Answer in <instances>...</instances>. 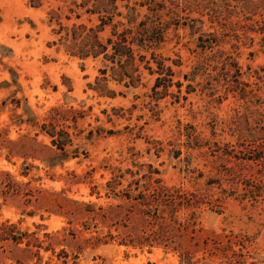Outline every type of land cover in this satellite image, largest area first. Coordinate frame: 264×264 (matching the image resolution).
Wrapping results in <instances>:
<instances>
[{"label": "rangeland", "instance_id": "obj_1", "mask_svg": "<svg viewBox=\"0 0 264 264\" xmlns=\"http://www.w3.org/2000/svg\"><path fill=\"white\" fill-rule=\"evenodd\" d=\"M71 1L42 0L33 7L30 0H0V264H264V200L253 205L207 185L236 160L212 155L209 145L195 149L188 137L192 132L212 145H237L231 127L242 102L213 100L202 91L207 75L184 78L201 59L203 33L226 34L223 48L237 57L245 80L264 74L258 31L264 11L246 19L243 0H226L230 7L221 20L206 15L203 25L172 29L164 54L175 80L184 82L182 94L189 83L197 89L187 100L157 102L150 97L155 75L146 73L135 89L110 82L117 97L101 96L90 87L101 61L52 45L57 24L50 12H68ZM181 15L201 17L197 11ZM53 131L69 135L64 150L53 142ZM150 165L170 186L222 200L203 204L197 224L172 241L142 243L144 215L108 183L122 175L118 193Z\"/></svg>", "mask_w": 264, "mask_h": 264}, {"label": "trees", "instance_id": "obj_2", "mask_svg": "<svg viewBox=\"0 0 264 264\" xmlns=\"http://www.w3.org/2000/svg\"><path fill=\"white\" fill-rule=\"evenodd\" d=\"M243 1L241 8L244 9L246 19L251 18L248 14H263L264 0ZM42 3V0H30L33 7H40ZM229 7L226 0H72L68 12H64L61 7L50 12L51 22L56 21L57 24L53 30L57 38L52 45H58L59 49L63 47L67 54L82 60L92 58L101 61L100 74L95 84L90 85L101 96L117 97L118 91L110 87V82L122 84L128 89L138 88L144 85L145 74L148 73L156 76L151 87L152 101L158 102L172 96L179 102L182 97L187 100L188 94L197 88L189 83L187 94L183 95L184 82L174 78L176 73L168 63L172 59L163 51L169 41L170 31L181 25L193 28L196 22L203 25V17L206 15H209L212 22L215 19L221 20ZM188 11H197L201 17L189 21V16L181 15V12ZM196 31H200V27ZM258 31L263 35L264 42V19ZM225 36L215 33L199 36L201 59L184 78L193 81L197 75H207L202 91L207 92L213 100L222 103L233 96L242 102V107L236 109L235 126L231 127L239 141L237 145H221L218 141L212 145L210 141H200L192 132L188 133V137L195 149L209 145L212 155H220V158L230 162L236 160L235 165L220 170L218 178L209 179L207 185L217 184L222 195L236 196L254 205L264 200V74L256 72L254 82L245 80V73L237 57L223 48ZM245 37L249 38L248 35ZM235 38L237 42L242 41L239 34H235ZM233 46L236 49L240 47L238 43H233ZM174 86L177 87L176 91L173 90ZM50 134L54 138L53 142L63 150L70 142L69 135L64 136L57 131ZM213 135H216V131ZM175 154L179 157L181 151L177 149ZM245 169L253 170L250 176L244 175L242 171ZM160 173L159 169L150 165L147 173L131 181L118 193L116 189L122 184L120 179L123 176H114L108 183L116 196L121 192L123 198L133 208H139L144 215L148 226L144 229V235L139 237L142 243L168 241L173 236L183 235L184 231L197 224V209L203 204L222 200L221 197L214 198L208 191L170 186L162 177L156 176ZM223 181L228 188L223 187ZM181 213H185V216L181 217Z\"/></svg>", "mask_w": 264, "mask_h": 264}]
</instances>
